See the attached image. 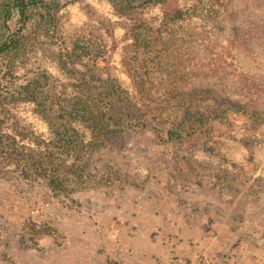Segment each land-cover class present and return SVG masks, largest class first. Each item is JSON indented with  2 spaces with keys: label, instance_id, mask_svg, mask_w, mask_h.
<instances>
[{
  "label": "rangeland",
  "instance_id": "rangeland-1",
  "mask_svg": "<svg viewBox=\"0 0 264 264\" xmlns=\"http://www.w3.org/2000/svg\"><path fill=\"white\" fill-rule=\"evenodd\" d=\"M44 1L56 6L50 40L57 45L34 32L22 44L18 65L46 68L66 85L70 80L53 50L100 34L113 75L135 98L123 65L131 56L127 28L134 23L120 14L119 0L117 7L111 0ZM7 2L0 0V11ZM193 4L181 1L186 8ZM136 12L152 24L163 19L161 6ZM210 26L199 15L180 29L210 35ZM213 48L222 50L221 44ZM3 62L5 97L25 70L16 65L12 73ZM33 109L9 98L0 106L2 116L49 139ZM184 112L166 110L164 120L115 138L94 154L83 179L72 178L68 192L23 180L14 167L0 173V264H264V122L251 128L216 122L207 135L169 139L162 124L180 121ZM75 127L88 133L79 123Z\"/></svg>",
  "mask_w": 264,
  "mask_h": 264
},
{
  "label": "trees",
  "instance_id": "trees-1",
  "mask_svg": "<svg viewBox=\"0 0 264 264\" xmlns=\"http://www.w3.org/2000/svg\"><path fill=\"white\" fill-rule=\"evenodd\" d=\"M181 1L119 0L118 11L134 23L127 28L131 56L123 59L134 98L113 75L100 34L53 50L58 69L70 80L66 85L46 68L18 65L26 37L37 32L53 39L56 6L44 0H8L0 11V60L12 73L16 65L25 72L0 96V106L7 98L32 104L51 137L0 112V173L14 167L23 180L43 181L60 194L68 192L73 177L83 179L95 153L118 136L164 120L166 110L179 107L186 113L180 121L162 124L169 139L207 135L216 122L250 128L263 123L264 0H190L195 4L188 8ZM152 6L162 7L157 25L136 12ZM199 15L210 21V35L180 29ZM214 44H221V52H213ZM77 123L88 133H79Z\"/></svg>",
  "mask_w": 264,
  "mask_h": 264
},
{
  "label": "crops",
  "instance_id": "crops-1",
  "mask_svg": "<svg viewBox=\"0 0 264 264\" xmlns=\"http://www.w3.org/2000/svg\"><path fill=\"white\" fill-rule=\"evenodd\" d=\"M184 243H185L186 245L190 246V249H191V247H193V246L190 244L189 241H186V240H185Z\"/></svg>",
  "mask_w": 264,
  "mask_h": 264
}]
</instances>
